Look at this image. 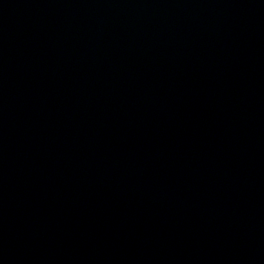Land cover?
<instances>
[{
  "label": "water",
  "instance_id": "95a60500",
  "mask_svg": "<svg viewBox=\"0 0 264 264\" xmlns=\"http://www.w3.org/2000/svg\"><path fill=\"white\" fill-rule=\"evenodd\" d=\"M0 264H264V0H0Z\"/></svg>",
  "mask_w": 264,
  "mask_h": 264
}]
</instances>
